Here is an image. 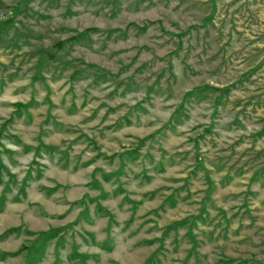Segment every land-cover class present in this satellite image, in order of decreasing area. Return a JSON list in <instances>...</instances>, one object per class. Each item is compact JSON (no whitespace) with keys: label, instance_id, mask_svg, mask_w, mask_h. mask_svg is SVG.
I'll use <instances>...</instances> for the list:
<instances>
[{"label":"rangeland","instance_id":"obj_1","mask_svg":"<svg viewBox=\"0 0 264 264\" xmlns=\"http://www.w3.org/2000/svg\"><path fill=\"white\" fill-rule=\"evenodd\" d=\"M0 264H264V0H0Z\"/></svg>","mask_w":264,"mask_h":264},{"label":"crops","instance_id":"obj_2","mask_svg":"<svg viewBox=\"0 0 264 264\" xmlns=\"http://www.w3.org/2000/svg\"><path fill=\"white\" fill-rule=\"evenodd\" d=\"M95 255H97L96 253L95 254H93V256H95Z\"/></svg>","mask_w":264,"mask_h":264}]
</instances>
